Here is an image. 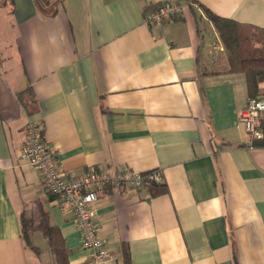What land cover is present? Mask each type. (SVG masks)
Here are the masks:
<instances>
[{
    "label": "crops",
    "instance_id": "1",
    "mask_svg": "<svg viewBox=\"0 0 264 264\" xmlns=\"http://www.w3.org/2000/svg\"><path fill=\"white\" fill-rule=\"evenodd\" d=\"M50 1L54 15L0 0V264H56L49 241L44 250L22 233V216L35 225L40 211L69 264H96L23 157L30 120L67 174L162 173V193L100 191L94 220L109 256L97 264H264V138L250 145L246 76L229 71L205 12L264 28V0ZM164 2L182 13L148 24Z\"/></svg>",
    "mask_w": 264,
    "mask_h": 264
},
{
    "label": "built area",
    "instance_id": "2",
    "mask_svg": "<svg viewBox=\"0 0 264 264\" xmlns=\"http://www.w3.org/2000/svg\"><path fill=\"white\" fill-rule=\"evenodd\" d=\"M182 13V7L175 2H164L146 16L148 24L162 25ZM240 121L250 138H264V96L250 98L240 110ZM56 152L46 142L41 123L30 120L26 127L23 157L43 176L48 192L58 197L62 210L71 212L81 233L82 246L88 251L91 263H100L109 256L107 243L100 236V227L94 220L100 191L107 186L115 190L141 189L150 181H162L160 170L140 173L121 169L110 173L96 169L82 176L62 171Z\"/></svg>",
    "mask_w": 264,
    "mask_h": 264
},
{
    "label": "trees",
    "instance_id": "3",
    "mask_svg": "<svg viewBox=\"0 0 264 264\" xmlns=\"http://www.w3.org/2000/svg\"><path fill=\"white\" fill-rule=\"evenodd\" d=\"M6 1L2 0V4L7 5ZM8 1L12 2L13 0ZM36 2L39 9L48 15H54L57 12V6L52 4L50 0H36ZM205 12L227 50L229 71L240 72L246 76L250 98L264 95L260 88L264 82V28L222 17L207 7ZM163 181L152 180L145 187L153 186L158 188L155 194L162 193L167 190ZM21 221L22 233L26 241L30 231L40 230L48 238L56 264H69L68 250L62 238L61 230L59 226L51 224L47 212L40 211V220L35 225L26 216H22ZM126 255L129 260L127 251Z\"/></svg>",
    "mask_w": 264,
    "mask_h": 264
},
{
    "label": "rangeland",
    "instance_id": "4",
    "mask_svg": "<svg viewBox=\"0 0 264 264\" xmlns=\"http://www.w3.org/2000/svg\"><path fill=\"white\" fill-rule=\"evenodd\" d=\"M31 240V242H33L35 245L40 246L42 249L46 250L49 245H48V239L46 238V236L41 233L40 231H31L29 233V237L27 242L29 243ZM29 246V245H28ZM31 250V247H30Z\"/></svg>",
    "mask_w": 264,
    "mask_h": 264
}]
</instances>
